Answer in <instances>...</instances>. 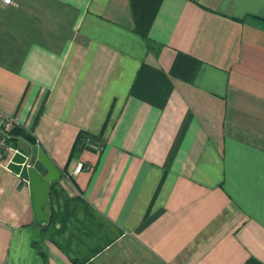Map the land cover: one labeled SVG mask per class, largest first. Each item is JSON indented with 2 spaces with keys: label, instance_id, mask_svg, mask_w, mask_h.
Segmentation results:
<instances>
[{
  "label": "crops",
  "instance_id": "crops-1",
  "mask_svg": "<svg viewBox=\"0 0 264 264\" xmlns=\"http://www.w3.org/2000/svg\"><path fill=\"white\" fill-rule=\"evenodd\" d=\"M10 1L0 264H264V0Z\"/></svg>",
  "mask_w": 264,
  "mask_h": 264
},
{
  "label": "water",
  "instance_id": "water-1",
  "mask_svg": "<svg viewBox=\"0 0 264 264\" xmlns=\"http://www.w3.org/2000/svg\"><path fill=\"white\" fill-rule=\"evenodd\" d=\"M36 160L45 168L46 172L42 173L31 165L27 167V176L32 190L33 208L36 218L41 222L47 223L49 211L43 209V205L47 202L51 182L59 179L61 173L42 147L37 150Z\"/></svg>",
  "mask_w": 264,
  "mask_h": 264
},
{
  "label": "built area",
  "instance_id": "built-area-1",
  "mask_svg": "<svg viewBox=\"0 0 264 264\" xmlns=\"http://www.w3.org/2000/svg\"><path fill=\"white\" fill-rule=\"evenodd\" d=\"M5 3H10V0H3ZM20 122L16 119L15 116L10 115L4 112L0 108V166L5 164V157L7 154L12 156L19 154V148L15 146V141L18 140L16 134V129L20 127ZM83 142L87 143V147L91 149H98L97 145L90 143L89 140L82 139ZM23 167H29L31 164L27 161L21 163ZM85 165L83 163H78L74 169V172L77 173L83 169Z\"/></svg>",
  "mask_w": 264,
  "mask_h": 264
},
{
  "label": "trees",
  "instance_id": "trees-1",
  "mask_svg": "<svg viewBox=\"0 0 264 264\" xmlns=\"http://www.w3.org/2000/svg\"><path fill=\"white\" fill-rule=\"evenodd\" d=\"M16 133H18V134H23L20 130H16ZM79 141H80V139L77 140V144H79Z\"/></svg>",
  "mask_w": 264,
  "mask_h": 264
}]
</instances>
